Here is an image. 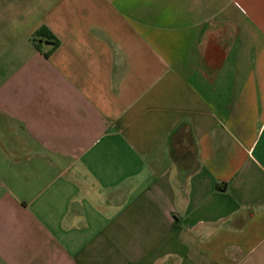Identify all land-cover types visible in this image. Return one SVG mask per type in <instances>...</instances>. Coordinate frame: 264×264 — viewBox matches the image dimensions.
Listing matches in <instances>:
<instances>
[{
  "label": "crops",
  "instance_id": "obj_1",
  "mask_svg": "<svg viewBox=\"0 0 264 264\" xmlns=\"http://www.w3.org/2000/svg\"><path fill=\"white\" fill-rule=\"evenodd\" d=\"M0 264H264V0H0Z\"/></svg>",
  "mask_w": 264,
  "mask_h": 264
},
{
  "label": "trees",
  "instance_id": "obj_2",
  "mask_svg": "<svg viewBox=\"0 0 264 264\" xmlns=\"http://www.w3.org/2000/svg\"><path fill=\"white\" fill-rule=\"evenodd\" d=\"M41 32L44 33L48 38L54 37V35L51 33V31H49L46 27H43ZM57 45H58V41L56 42V46Z\"/></svg>",
  "mask_w": 264,
  "mask_h": 264
}]
</instances>
